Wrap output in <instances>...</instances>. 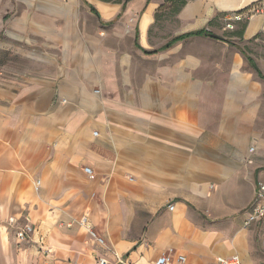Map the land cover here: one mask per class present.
<instances>
[{"label":"crops","instance_id":"crops-1","mask_svg":"<svg viewBox=\"0 0 264 264\" xmlns=\"http://www.w3.org/2000/svg\"><path fill=\"white\" fill-rule=\"evenodd\" d=\"M253 9L231 35L232 83L243 88L204 95L191 93L185 68L173 83L134 73L131 53L118 52L121 37L109 41L105 23L83 20L115 16L112 23L123 6L0 0V264H97L99 257L155 264L165 253L184 256L182 264H216L233 254L264 264V218L244 224L264 183V126L253 123L259 109L247 100L240 123L220 128L189 101L264 98L242 72L249 54L234 41L254 50L264 36V0H195L181 18L197 17L201 26L190 31L208 30L217 14ZM139 37L136 26L135 48L162 51L147 53ZM250 56L264 78V54ZM27 223L36 231L21 241L16 231Z\"/></svg>","mask_w":264,"mask_h":264},{"label":"rangeland","instance_id":"rangeland-1","mask_svg":"<svg viewBox=\"0 0 264 264\" xmlns=\"http://www.w3.org/2000/svg\"><path fill=\"white\" fill-rule=\"evenodd\" d=\"M94 1V0H91ZM184 0H107L110 5L117 6L119 12L125 4L121 16L114 22L109 23L115 16L107 18V21H99V18L94 15L88 18L83 14V20H87L90 25L106 24L109 29H112L108 34L109 41H115L118 35L121 37L122 45L117 48L118 52L123 51L124 55L130 58L128 53H131L133 60L134 73L143 74L149 73L154 75L159 82L173 83L174 76L179 73V69H186L188 76L189 89L197 88L196 93L205 95L207 91L212 93L213 90L224 91L225 89H242V82H233L232 78H237L233 75L234 63L236 61V49L234 48L232 31L237 27L246 25L249 16H243L240 20L234 21V27H228V20L224 15L217 14L214 18L205 23V28L208 29L214 36H190L175 44L169 50H162L154 54H146L143 50L134 47L133 32L136 26L140 31V42L147 50H154L165 44L175 35L186 31L200 28L197 17L188 19L181 18V10L188 2L195 0H186L187 3L182 4ZM148 2V3H147ZM89 10L88 7H85ZM149 14L150 19L147 22L146 34L143 38L142 27L145 15ZM230 16L233 13L229 14ZM113 31H118L121 34H115ZM245 47L249 56H259L264 54V36L257 42L254 50L251 51L247 44L241 39H236ZM254 41V40H253ZM238 53V51H237ZM243 58V57H242ZM253 58V57H252ZM242 72L250 74L253 79L252 89L264 90V78L260 77L257 70L253 68L248 58H243ZM254 59V58H253ZM255 61V59H254ZM256 62V61H255ZM203 78L204 81L196 82L197 78ZM232 85V86H231ZM202 90V91H200ZM250 105L256 106L259 109V114L255 115L253 123H261L264 126V112L261 108L264 105L262 96L251 97L244 99L240 97H211L203 96L200 98H189V101L194 102L197 110L204 116V122L208 125H219L220 128L228 127L231 123H240L243 116L245 101ZM257 124V125H258Z\"/></svg>","mask_w":264,"mask_h":264},{"label":"built area","instance_id":"built-area-1","mask_svg":"<svg viewBox=\"0 0 264 264\" xmlns=\"http://www.w3.org/2000/svg\"><path fill=\"white\" fill-rule=\"evenodd\" d=\"M255 10L253 9L252 12L248 13H233L232 16H230L228 20V27L233 28L234 27V21L240 20L243 16H250ZM98 91V90H97ZM251 152L255 150V147H251ZM85 172L89 174L91 177L94 176L93 170L90 167H85ZM246 212V218L244 221L245 226H250L252 223L260 222L264 218V183L259 182L258 184V190L255 197V200L250 205V207L245 211ZM83 224L86 223V219H83L81 221ZM90 228V227H89ZM36 227L34 224L27 223L23 227H20L16 231V236L21 241H26L32 238V235L35 233ZM92 234L94 232L91 230ZM98 241L102 244L104 243V240L102 238H98ZM119 259V262L122 264H128L127 262L123 261V259ZM185 261L184 256H179L178 260L175 261L173 258L172 253H165L160 255L156 261L155 264H182ZM97 264H110L108 259L105 257H99L97 259ZM216 264H244L242 258L238 254H233L231 256H220L217 258Z\"/></svg>","mask_w":264,"mask_h":264},{"label":"trees","instance_id":"trees-1","mask_svg":"<svg viewBox=\"0 0 264 264\" xmlns=\"http://www.w3.org/2000/svg\"><path fill=\"white\" fill-rule=\"evenodd\" d=\"M105 1H107V0H105ZM171 2H175L176 0H170ZM187 3V1L186 0H184L183 2H182V4H186ZM91 8H92V10L95 12V13H97L98 14V12H97V10H96V8L94 7V6H91ZM125 8V4H123V9ZM120 15H118V17H119ZM117 17V18H118ZM244 27V26H243ZM196 35H213L211 32H209L208 30H206V29H199V30H195V31H190V32H185V33H181V34H178V35H175L174 37H172L170 40H168L165 44H163L162 46H160L159 48H157V49H154V50H152V51H147L146 50V52L147 53H154V52H157V51H159V50H164V49H167V48H169V47H171L175 42H178V41H181V40H184V39H186V38H188V37H190V36H196ZM136 44H137V46H139V47H141L140 46V44H139V42H138V32H137V39H136ZM247 58H248V60L250 61V63H251V65L253 66V68L255 69V70H257V72L259 73V74H261V72H260V69H259V67H258V65H257V63L254 61V59L251 57V56H249V55H247Z\"/></svg>","mask_w":264,"mask_h":264},{"label":"water","instance_id":"water-1","mask_svg":"<svg viewBox=\"0 0 264 264\" xmlns=\"http://www.w3.org/2000/svg\"><path fill=\"white\" fill-rule=\"evenodd\" d=\"M211 36H214V35H211Z\"/></svg>","mask_w":264,"mask_h":264}]
</instances>
